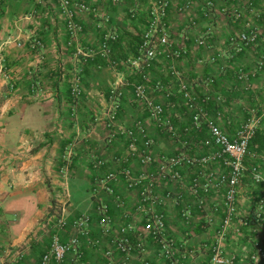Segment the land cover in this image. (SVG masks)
<instances>
[{
  "label": "crops",
  "instance_id": "crops-1",
  "mask_svg": "<svg viewBox=\"0 0 264 264\" xmlns=\"http://www.w3.org/2000/svg\"><path fill=\"white\" fill-rule=\"evenodd\" d=\"M70 1L89 8L74 13L81 27V53L67 45L66 17L52 0H0V264H40L54 233L51 213L60 209L68 220L66 227L57 229L61 241L79 238L81 261L76 264H207L220 226V217L212 207L221 204V192L211 193L207 208L199 210L196 198L185 193L186 186L199 175L190 169L179 181L156 179L158 200L141 204L138 187H130L120 173L123 165L135 175L143 167L129 154L127 138L118 125L131 129L140 122L153 139L156 157L180 148L135 99L138 69L124 66L127 59L135 57L148 27L150 7L158 0ZM166 1L171 46L187 49L186 55L173 63L187 80L212 79L207 91L224 96L218 109L232 120H220L219 124L233 132L249 109L264 108V0H213L212 18L202 16L207 0ZM209 28V45H195L193 38L206 34ZM109 30L116 31L118 37L107 61L96 50ZM250 31L257 34L255 43L237 50L231 39ZM35 40L40 41V47H33ZM258 60L262 67L255 75L246 81L236 76L239 69L251 70ZM170 63L163 52L147 71V89L154 101H166L164 92L152 88L157 79L172 92L171 101L178 98ZM117 73L124 76L125 84L112 120L106 110ZM76 77L78 91L73 93ZM194 90L201 94L206 88L199 83ZM190 122L187 111L175 119L180 131ZM260 140L257 135L255 141ZM68 144L73 146L72 160L67 176H63L59 168ZM261 151L264 153V148ZM97 159L104 161L99 167L95 166ZM260 166L264 171V163ZM108 170L118 172L111 190L99 183ZM155 171L153 166L151 173ZM263 197L264 187L244 176L237 214L221 244L235 264H264V221L246 223L247 215ZM98 202L108 207V223H100ZM184 207H188L189 216H182ZM150 209H160L165 215V234L173 240L170 257L144 232V213ZM80 214L89 217L87 236H80L70 224ZM128 222L135 227L133 238L143 235L144 249L125 257L112 240ZM73 260L69 254L65 264H73Z\"/></svg>",
  "mask_w": 264,
  "mask_h": 264
},
{
  "label": "built area",
  "instance_id": "built-area-1",
  "mask_svg": "<svg viewBox=\"0 0 264 264\" xmlns=\"http://www.w3.org/2000/svg\"><path fill=\"white\" fill-rule=\"evenodd\" d=\"M52 1L66 17L67 45L73 47L76 53H81L80 46H78L81 27L75 21L74 13L76 10L87 11L89 8L84 4H74L70 0ZM166 7V0H158L152 4L149 10L148 27L137 44L135 57L127 59L124 66L125 68L135 66L138 69L140 79L134 84L135 99L143 104L149 118L165 135L178 141L180 148L177 152L156 157L152 153L153 139L146 135V130L140 122H136L131 129L118 125L117 129H120L127 138L129 154L135 156L137 162L143 167V171L139 175H135L129 167L123 165L120 167V173L126 178L130 187H138L139 200L143 204L158 200L154 187L156 179L158 182L179 181L183 173L193 169L199 175L186 186L185 193L190 199L196 198L195 205L199 210L207 208V200L211 193L220 191L222 195L221 204L212 207V212L220 217V226L207 264H235L233 259L221 248V244L237 214L239 186L244 176L248 175L253 184L264 187V171L260 166V163H264V153L261 151L264 148V108L257 106L249 109L247 113L243 114L242 120L231 133L219 124L220 120L227 123H231L232 120L225 118L218 109L219 105L224 102V96L207 91L212 79L207 78L202 82L196 79L187 80L173 63L185 56L187 49L185 47L176 49L171 46L170 28L165 22ZM213 7L214 1L207 0L202 16L212 18ZM211 34L209 28L206 34L193 38L194 44L197 46L209 45ZM117 37L116 31L109 30L100 40L96 53L102 60L109 61L112 42ZM256 39L257 34L254 31L240 32L236 38L231 39V43L237 50H241L255 43ZM40 46V41L35 40L33 47ZM163 52L165 57L171 60L169 74L177 79L174 89L178 98L171 101L172 92L167 91L164 82L157 79L153 82L152 88L154 91L164 92L166 98L165 102H158L154 101L148 93L147 71L153 66L157 56ZM209 59L213 61L215 58ZM261 67L262 61L258 60L251 70L239 69L236 76L246 81L250 75L259 72ZM116 76L117 78L109 90V105L106 110L112 120L119 107L122 87L125 84L122 74L117 73ZM78 80V77L74 79L73 93L78 91ZM199 83L206 88L201 94L194 90ZM183 111L190 113L191 122L180 131L175 119L179 118ZM195 135L198 139L195 138ZM257 135L261 138L260 141H255ZM203 147L207 150L202 153L197 151ZM72 150V144H68L64 149L63 162L59 168V172L63 176H67L69 171ZM187 150L194 151L189 153ZM246 160H252V163L248 164ZM119 162L123 163L121 160ZM103 163L104 161L101 159L95 160L97 167ZM153 166L156 170L155 173H151ZM203 167H206L208 171H204ZM117 173L114 170L106 171L105 176L99 182L101 187L111 190L110 184L116 178ZM146 179L148 182H145ZM96 209L100 223H108L110 217L107 205L98 202ZM189 213L188 207H184L181 212L184 217L189 216ZM51 214L54 219V233L49 246L41 255L40 264H65L66 256L69 254L73 255V264L80 262L79 238L75 237L63 242L57 232V229L66 227L68 222L64 209ZM252 220L264 221V197L247 215L246 223ZM88 222L89 217L86 214H80L74 216L70 224L77 229L80 236H87L89 233ZM134 229V225L130 222L123 224L117 237L112 240L115 249L121 251L125 257L133 253H140L144 249L143 235L133 238ZM143 229L145 234L157 241L161 253L170 257L173 240L165 234L166 223L163 211L160 209L146 210ZM110 254L111 250L107 252L108 256Z\"/></svg>",
  "mask_w": 264,
  "mask_h": 264
},
{
  "label": "trees",
  "instance_id": "trees-1",
  "mask_svg": "<svg viewBox=\"0 0 264 264\" xmlns=\"http://www.w3.org/2000/svg\"><path fill=\"white\" fill-rule=\"evenodd\" d=\"M136 48H137V46H136Z\"/></svg>",
  "mask_w": 264,
  "mask_h": 264
}]
</instances>
